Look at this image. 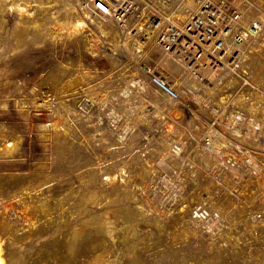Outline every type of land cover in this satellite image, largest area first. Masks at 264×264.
Masks as SVG:
<instances>
[{"label": "rangeland", "instance_id": "1", "mask_svg": "<svg viewBox=\"0 0 264 264\" xmlns=\"http://www.w3.org/2000/svg\"><path fill=\"white\" fill-rule=\"evenodd\" d=\"M134 1L0 0L4 262L264 264V0H211L261 25L236 70L158 45L204 0Z\"/></svg>", "mask_w": 264, "mask_h": 264}, {"label": "built area", "instance_id": "2", "mask_svg": "<svg viewBox=\"0 0 264 264\" xmlns=\"http://www.w3.org/2000/svg\"><path fill=\"white\" fill-rule=\"evenodd\" d=\"M95 13L111 18L123 27L136 13L134 0H90ZM240 14L223 1H202L199 11L180 25L169 23L158 39L160 49L178 61L195 65L197 60H212L219 69L239 68L240 56L235 53L228 56L227 39L232 33L234 38L244 35L253 36L261 30L259 22L253 21L247 29L242 27ZM154 84L169 99H176L175 90L165 86L157 77ZM191 219L205 222L210 218L207 209L194 207L190 212Z\"/></svg>", "mask_w": 264, "mask_h": 264}, {"label": "bare ground", "instance_id": "3", "mask_svg": "<svg viewBox=\"0 0 264 264\" xmlns=\"http://www.w3.org/2000/svg\"><path fill=\"white\" fill-rule=\"evenodd\" d=\"M76 25L77 26H79L80 25V22L78 21V22H76ZM75 26V25H74ZM79 28V27H78ZM200 60H204V59H200ZM200 60H197L196 61V63H195V65H199V63L198 62H200ZM206 62H208V63H210L211 64V66H213V68L215 69V70H218L219 69V67L210 59V60H207ZM204 66V65H203ZM165 86H167V87H169V84H167L164 80H161V79H159ZM0 264H5V262H4V258H3V256H2V249H1V244H0Z\"/></svg>", "mask_w": 264, "mask_h": 264}]
</instances>
